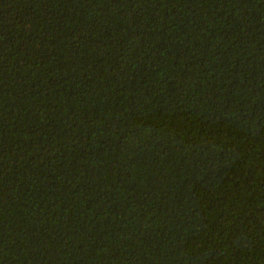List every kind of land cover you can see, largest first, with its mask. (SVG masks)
<instances>
[{
    "label": "trees",
    "instance_id": "16d2710c",
    "mask_svg": "<svg viewBox=\"0 0 264 264\" xmlns=\"http://www.w3.org/2000/svg\"><path fill=\"white\" fill-rule=\"evenodd\" d=\"M0 264H264V0H0Z\"/></svg>",
    "mask_w": 264,
    "mask_h": 264
}]
</instances>
